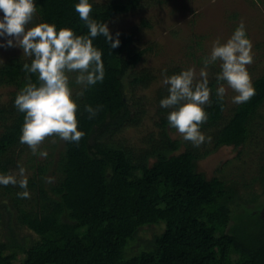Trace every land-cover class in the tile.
Masks as SVG:
<instances>
[{
  "label": "trees",
  "instance_id": "16d2710c",
  "mask_svg": "<svg viewBox=\"0 0 264 264\" xmlns=\"http://www.w3.org/2000/svg\"><path fill=\"white\" fill-rule=\"evenodd\" d=\"M78 2L34 0L37 24H54L57 31L69 28L77 35H87L88 28L75 11ZM139 2L92 4L91 18L104 23ZM129 38V34L118 37L120 46L114 49L103 36L94 38V46L102 51L104 80L90 86L82 97L73 95L79 106L78 130L86 135L78 145L58 137L50 144L47 157L36 165L35 177L28 179L29 187L37 192L34 209L13 199L15 223L35 237L28 241L18 237L9 221L10 209L5 202L0 204L6 215L0 264H264L262 210L246 207L244 216H236L235 208L242 203L235 182L206 177L196 167V150H180L177 139H167L161 149L150 151L153 159L149 161L148 154L135 159L129 150L104 141L130 112L124 79L140 51L123 52ZM31 59L11 56L0 64V85L12 86L7 100L0 104L3 170L1 158L20 142L24 114L14 107L17 93L29 79L38 83L36 74L22 71V65L30 64ZM143 79V74H134L128 81ZM214 83L209 82L212 103L204 106L209 119L201 128L214 125L221 116L223 108ZM252 83L256 94L247 103L235 104L213 137L214 148L238 147L247 138L264 101V70ZM85 105L103 108L88 119ZM50 174L54 180L47 183ZM159 224L161 230L150 239H137L138 231Z\"/></svg>",
  "mask_w": 264,
  "mask_h": 264
},
{
  "label": "rangeland",
  "instance_id": "374dc122",
  "mask_svg": "<svg viewBox=\"0 0 264 264\" xmlns=\"http://www.w3.org/2000/svg\"><path fill=\"white\" fill-rule=\"evenodd\" d=\"M107 1L115 0H91V4L101 5ZM2 17L3 13L0 12V19ZM37 18L35 14L29 27L37 24ZM241 21L245 26L246 36L253 44L254 62L248 66V71L254 79L264 70V0H140L134 9L113 14L106 19L104 23L108 25L112 36L117 37V32L120 33L119 37L130 35L123 52L128 54L139 50L140 53L124 79L129 116L120 127L108 133L104 141L129 150L135 159L148 154V160L151 161V150L161 149L167 139L175 138L179 141L180 150L189 148L197 151L199 157L196 167L206 177L217 176L226 182H235L240 194L239 201L242 203L235 208L236 216H244L246 207L258 208L264 216V101L249 126L247 138L238 147L220 145L214 148L212 144L216 132L235 106L232 98L236 93L228 88L226 82H221L226 88V95L220 119L212 126L201 128L206 137H211V142H205L199 148L184 141L168 125L167 115L171 110L160 106L161 99L168 95V86L162 84V73L171 76L194 68L198 75L203 67L202 60L210 54L213 42L218 38L221 43L226 42ZM0 43H6V39L0 37ZM11 56L30 58L23 56L22 49L18 47H0V64ZM207 72L209 82L215 81L217 89L219 62L210 65ZM134 74H143L144 79L129 82L130 76ZM69 75L74 95L81 86L75 84L76 73ZM11 89L12 86L0 85V104L7 100ZM53 140L56 141V137L46 139L40 150L48 153ZM8 151L1 158L5 170L0 168V174L17 175L18 179L19 167L25 169L27 179H32L35 177L36 165L45 159L34 156L30 148L20 142ZM54 156L55 152L52 157ZM48 177L54 176L50 174ZM27 190L30 198H19V203L23 207L34 209L37 203L36 188L28 185ZM20 191L23 189L18 186L0 185V204L5 202L7 209H10L9 221L17 236L28 241L35 235L15 223L13 199L18 198L16 194ZM5 217V211L0 209V239L5 233L2 222H6ZM161 228V224L148 225L138 231L137 239L147 241L151 234L159 232Z\"/></svg>",
  "mask_w": 264,
  "mask_h": 264
},
{
  "label": "clouds",
  "instance_id": "9594fccd",
  "mask_svg": "<svg viewBox=\"0 0 264 264\" xmlns=\"http://www.w3.org/2000/svg\"><path fill=\"white\" fill-rule=\"evenodd\" d=\"M74 7L88 28L87 35H77L69 28L57 31L56 26L49 23L29 27L37 13L34 0H0V12L3 13L0 37L6 39L0 47L22 49L23 56L32 58L30 64L22 65V71L36 74L38 79V83L29 79L14 101L17 111L24 114L19 141L27 145L34 156L41 158L48 155L47 151L40 150L46 139L58 137L78 145L86 135L78 130L79 106L73 99L69 74H77L75 84L82 89L76 93L77 98L82 97L90 86L103 82L102 51L94 46V38L103 36L111 49L120 46L119 32L116 33L117 39L113 40L108 25L91 18L93 6L89 0H79ZM252 49L253 44L241 21L226 42L221 43L219 38L213 42L210 54L202 60L203 67L198 75L194 68L171 76L162 73V84L168 86V95L161 99L160 106L171 110L167 115L168 125L184 141L197 148L211 142V137L201 132V126L209 119L204 106L212 103L207 72L210 65L219 62L216 97L221 108L226 95L221 82H226L228 88L236 93L232 98L234 104L247 103L256 94L248 71V66L254 62ZM102 108V105L95 108L85 105L84 111L88 113V119H93ZM18 176L19 179L17 175L0 174V185L18 186L23 191L17 192V197L28 199V179L23 167H19ZM53 180L52 177L46 178L47 183Z\"/></svg>",
  "mask_w": 264,
  "mask_h": 264
}]
</instances>
